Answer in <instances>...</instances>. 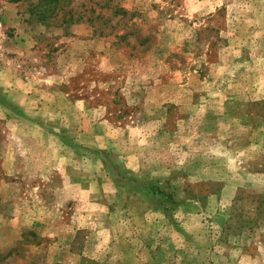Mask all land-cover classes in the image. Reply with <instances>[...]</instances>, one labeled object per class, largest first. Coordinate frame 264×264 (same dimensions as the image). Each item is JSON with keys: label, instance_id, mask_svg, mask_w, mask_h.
I'll list each match as a JSON object with an SVG mask.
<instances>
[{"label": "rangeland", "instance_id": "1", "mask_svg": "<svg viewBox=\"0 0 264 264\" xmlns=\"http://www.w3.org/2000/svg\"><path fill=\"white\" fill-rule=\"evenodd\" d=\"M0 264H264V0H0Z\"/></svg>", "mask_w": 264, "mask_h": 264}]
</instances>
